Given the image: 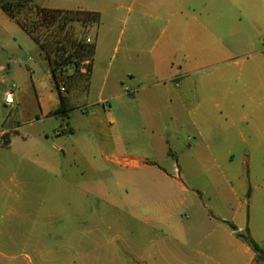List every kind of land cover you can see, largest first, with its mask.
<instances>
[{
  "label": "rangeland",
  "instance_id": "rangeland-1",
  "mask_svg": "<svg viewBox=\"0 0 264 264\" xmlns=\"http://www.w3.org/2000/svg\"><path fill=\"white\" fill-rule=\"evenodd\" d=\"M1 1L0 36L17 38L25 46L26 58L21 67L15 61L11 65L6 62L7 70H0V264L134 262L131 249L142 245L135 242L136 230L129 214L139 197L138 186L133 182L143 180L145 173L128 169L127 158L148 154L151 162L162 164L169 174L183 178L181 170L186 158L193 161L198 156L182 151L194 143L195 135L190 126L180 130L176 123L177 119L189 121L187 111L176 104L180 96L189 103L197 102L198 86L226 65L238 74L246 68L264 70L261 28L219 42L220 48L229 50L225 57L228 62L224 64L207 67L214 60H189L191 67L173 69L171 64H185L188 60L182 55H171V49L194 36H207L205 26L226 33L232 23L245 24L249 12L243 5L259 6L260 0H210L211 6L190 7L183 13V21L172 22L163 0H33L41 7L95 10L101 14L98 28L74 25L78 35L85 34L99 45L95 57L98 74L89 88L76 75L75 66H69L63 78L66 92L62 94L55 83L47 82L48 92L57 97L63 95L68 116L45 117L43 122L25 126L17 134L11 132V146L2 135L12 127L5 92L13 91L18 97L21 84L39 73L31 60L36 44L21 28V34L5 31L3 26L11 19L2 10ZM237 3L242 7H236ZM149 5L152 11L146 9ZM19 18L28 23L37 21L27 8ZM12 24L16 26L14 21ZM133 39L137 43L132 44ZM145 57L149 59L146 65ZM160 61L163 66H159ZM88 64L89 61L80 64L79 73H87ZM119 68H123V76L115 82ZM107 70L111 71L109 81L114 86H103ZM133 75L136 80H131ZM28 101L34 104L32 97ZM32 116V112L28 113L23 120ZM58 131L62 134L57 135ZM25 136L30 138L29 147L53 155L56 172L33 168L27 161H15L18 158L10 147H24ZM161 138L172 147L160 152ZM239 165L243 166L240 161ZM147 174L159 179L154 170ZM148 192L147 185L141 188L140 195L147 199ZM147 205L145 200L141 207L145 209ZM178 212L184 213L185 209ZM122 214L123 220L116 219ZM231 216L230 224L239 231L237 224L247 221L244 213L233 212ZM235 253L241 262L240 253Z\"/></svg>",
  "mask_w": 264,
  "mask_h": 264
},
{
  "label": "crops",
  "instance_id": "crops-1",
  "mask_svg": "<svg viewBox=\"0 0 264 264\" xmlns=\"http://www.w3.org/2000/svg\"><path fill=\"white\" fill-rule=\"evenodd\" d=\"M209 1L162 2L171 14L169 22H172L183 21V13L190 7L211 6ZM243 6L245 11L251 13H248L249 16L247 14L245 24L232 23L226 27V33L220 32V28L209 29L205 26L207 36H194L171 49V55H182L188 60L185 64L173 63L172 68H189V60H214L207 67L214 63H227L225 57L229 55V50L220 48L217 45L219 42L225 37L236 38L247 35L248 32L251 34L250 30L257 32L258 28L264 31V0L259 1V6ZM236 7L242 6L237 3ZM146 9L153 10L150 5ZM7 16L10 18L8 14ZM10 19L3 26L5 31L21 34L18 28L22 27ZM143 41L146 43L147 39ZM33 42L36 44L34 40ZM132 42L137 43L134 39ZM95 45L97 57L100 48L98 44ZM32 52L31 60L39 75L31 76L28 81L23 82L14 104L8 105L12 127L3 131L2 135L6 137L9 146L14 142L10 137L11 132L17 134L25 126L43 122L45 117L52 119L60 115L68 116L69 112L66 103L65 106L62 104L63 95L57 97L48 92L47 82H55L46 53L38 44ZM95 57L92 60L89 88H92L98 74ZM24 58L25 46L17 38L0 36L1 71H6L7 63L11 65L14 61L21 67ZM144 63H149L148 57H145ZM163 65L164 62L160 61L159 66ZM119 69L115 82H119L123 76V68ZM31 73L35 72L31 70ZM110 74L111 71L107 70L104 87L115 85L109 81ZM136 78L133 75L131 80ZM196 93L197 102L189 103L180 96L176 103L189 114L188 122L183 123L184 119H177V125L180 130L190 126L195 135L194 143L185 146L182 151L186 155L192 152L198 156L193 161L186 158L181 170L184 172L183 178L169 174L166 166L151 162L148 154L130 156L126 160L128 169L144 172L145 177L133 182L134 186H138L139 197L133 202L132 212L129 214L136 230L135 242H140L142 246L131 249L134 262L124 261L123 264H254V251L230 227L233 212L244 213L247 219L244 224H237L239 231L242 233L249 230L253 239L264 248V70L246 68L240 69L238 74L235 68L226 65L203 80ZM30 97L34 101L32 105V101H28ZM190 107L192 110L189 111ZM31 112L33 116L23 120V116ZM21 121L26 122L21 125ZM61 134L57 132V135ZM29 139V136L23 138L25 146L21 149L10 147L11 153L18 158L15 161H27L33 168L56 172L58 166L53 155L29 147ZM160 140V152L172 147L164 138ZM151 170L159 174V179H152L147 174ZM147 185L149 195L145 199L140 194L141 188ZM142 200L148 202L145 209L141 207ZM180 209H185V212L179 213ZM205 209L207 211L203 212ZM118 216L120 217L116 219H124V214ZM140 226L142 227L139 228ZM117 237L123 238L122 235ZM236 251L240 253L241 262L236 257Z\"/></svg>",
  "mask_w": 264,
  "mask_h": 264
},
{
  "label": "trees",
  "instance_id": "trees-1",
  "mask_svg": "<svg viewBox=\"0 0 264 264\" xmlns=\"http://www.w3.org/2000/svg\"><path fill=\"white\" fill-rule=\"evenodd\" d=\"M1 8L15 20L46 53L52 68L54 82L58 88L63 85L64 74L69 66H75V73L90 86L92 60L96 54L95 43H88L85 34L78 35L75 24L83 27H99L101 14L84 10L47 9L33 3V0H2ZM27 8L35 14L37 21L28 23L19 18ZM89 61L87 73H79L78 66ZM65 106V99L62 98ZM65 108V107H64ZM236 236L246 243L255 253L254 264H264V248L256 242L250 232L241 233L230 224Z\"/></svg>",
  "mask_w": 264,
  "mask_h": 264
},
{
  "label": "built area",
  "instance_id": "built-area-1",
  "mask_svg": "<svg viewBox=\"0 0 264 264\" xmlns=\"http://www.w3.org/2000/svg\"><path fill=\"white\" fill-rule=\"evenodd\" d=\"M87 42L88 43H93V40L91 38H88L87 39ZM60 90L62 93H65L66 92V89L63 85H61L60 87ZM14 101H15V94L13 91H8L6 94H5V102L7 105H13L14 104Z\"/></svg>",
  "mask_w": 264,
  "mask_h": 264
}]
</instances>
